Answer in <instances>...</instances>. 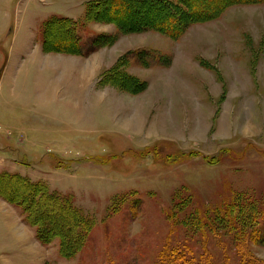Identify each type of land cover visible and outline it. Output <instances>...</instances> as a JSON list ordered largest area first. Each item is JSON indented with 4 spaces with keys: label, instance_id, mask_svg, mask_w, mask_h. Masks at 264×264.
I'll list each match as a JSON object with an SVG mask.
<instances>
[{
    "label": "rangeland",
    "instance_id": "rangeland-1",
    "mask_svg": "<svg viewBox=\"0 0 264 264\" xmlns=\"http://www.w3.org/2000/svg\"><path fill=\"white\" fill-rule=\"evenodd\" d=\"M85 1L0 0V173L43 181L86 216L89 231L69 264H173L176 248L186 264L204 249L236 263V230L215 211L251 202L257 222L243 223L251 232L243 240L264 261V1L232 4L175 40L86 20ZM49 16L76 23L83 57L71 70L30 53L31 44L15 52L31 32L44 52H61L43 46ZM61 30L48 29L52 42ZM99 34L115 37L116 55L126 46L117 36L142 47L97 73L87 56L110 45L90 50ZM179 50L197 67L165 75ZM18 187L0 178L2 192L31 202Z\"/></svg>",
    "mask_w": 264,
    "mask_h": 264
},
{
    "label": "trees",
    "instance_id": "trees-1",
    "mask_svg": "<svg viewBox=\"0 0 264 264\" xmlns=\"http://www.w3.org/2000/svg\"><path fill=\"white\" fill-rule=\"evenodd\" d=\"M264 0H88L85 4V19L94 21H110L117 24L122 32H137L145 29H153L167 34L173 39L184 34L191 23L203 22L217 18L228 6L238 3H256ZM56 25L61 32L55 38L56 42L50 40L48 29ZM76 26L73 19L68 17H50L43 24V46L45 49H55L61 52L81 53L80 36L74 33L72 28ZM73 31V32H72ZM67 36L65 37V35ZM97 36V35H96ZM114 36L99 34L92 41L90 50L101 45H108L114 41ZM168 61V60H166ZM106 74H104L105 76ZM4 180L16 181L19 184V192L25 190L30 194L31 202L27 204L24 200H14L2 192V197L13 205L20 207L26 221L35 227L36 237L43 244H50L55 238L58 239V252L64 258H71L79 250L81 236L89 231V221L82 211L60 192L50 189L43 181H34L19 173L4 171L0 173ZM22 190V191H21ZM230 204V203H229ZM228 204V205H229ZM232 203L228 208H218L215 212L218 217L230 221L234 226L236 249L239 260L233 263L227 255L215 262L207 249L201 253L198 261L187 262V264H264V261L255 257L250 246L243 239L249 234L245 233L243 223L253 224L257 222L255 203L249 205H235ZM53 213V216H43L45 211ZM246 210V211H245ZM249 211V212H247ZM233 215L231 216V214ZM41 215V216H40ZM56 215L57 220H53ZM204 216V214H203ZM206 218V217H205ZM60 221V222H58ZM67 226L64 232L56 225ZM238 225V226H237ZM71 229H70V228ZM70 229V230H69ZM69 230V231H68ZM264 238V229L260 232ZM169 256L173 264H186L182 259L179 248L172 251ZM181 260V262H180ZM180 262V263H179ZM172 264V262L170 263Z\"/></svg>",
    "mask_w": 264,
    "mask_h": 264
},
{
    "label": "crops",
    "instance_id": "crops-1",
    "mask_svg": "<svg viewBox=\"0 0 264 264\" xmlns=\"http://www.w3.org/2000/svg\"><path fill=\"white\" fill-rule=\"evenodd\" d=\"M87 1L88 0H86L85 2ZM52 15H57V14H52ZM58 16H63V15H58ZM64 17H68V16H64ZM69 18L72 17L69 16ZM97 24H102V23H97ZM115 29H117L116 26ZM100 31H104L101 33H110L108 32L110 30L108 31L100 30ZM155 32L160 33L159 31H155ZM123 34L128 35L125 33ZM125 37L126 39L123 40V38ZM129 37L130 36H124L122 38L121 36L120 37L117 36L116 39L119 41L118 43H126L125 48L118 55H116L114 52L110 50L111 48L110 47L111 44H110L108 46H104L98 50L93 51L89 56H87V57H91V55H93L92 59H94V63L96 64V66H94L93 68L97 71V73L104 70V68L109 67V65L114 64L118 56L121 55L122 52L126 51V49L128 50L129 47L130 48L142 47L140 45L141 42H137L136 45H134L132 42L128 45L130 40ZM33 42L34 44L32 45ZM30 44H31V46L29 47L30 53L32 52V50H34L35 55L42 58L43 61L48 62L52 60L55 62V64L63 63L66 66H68L69 70H71L73 66H76L74 64L71 65L72 63L69 61L71 60L78 61V59L83 57L80 54L75 55V54H66L61 52H44L41 48L40 41L36 38L33 32L28 33L27 39L24 42V46H17L15 48V52L24 50ZM117 44L114 45L117 46ZM180 51L181 50H179L178 52L179 54L175 55L176 57H173L172 55V59H170L169 56H167L168 53H164L165 56L168 57L166 59L168 60V63L165 66H163L160 70L163 69L164 73L166 72L165 75L171 76V74L175 72H180L179 75L177 73H175V75H177L178 78H182L184 77L185 71L187 70L189 71V68H192L191 66L195 65V67H197L198 63L193 62L192 61L193 59L192 57H190L189 54L186 55L184 52H180ZM174 59H175V63L173 62ZM225 61L227 62L230 61L232 64V62L234 61V56L231 55L226 57ZM42 68L43 65H40V70H38L40 76H43L44 72L46 71L45 69L42 70ZM86 72L88 73L87 69ZM88 75L92 77V74L88 73ZM57 242L52 246H50V244L41 243L36 237L35 227L26 221L23 210L20 207L12 205L6 202L4 199L0 198V264H69V260L71 258H64L59 255Z\"/></svg>",
    "mask_w": 264,
    "mask_h": 264
}]
</instances>
